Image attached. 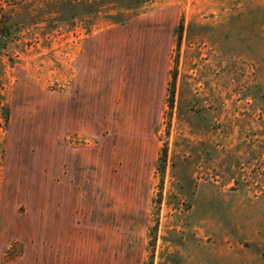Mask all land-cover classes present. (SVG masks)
<instances>
[{
	"label": "rangeland",
	"instance_id": "obj_1",
	"mask_svg": "<svg viewBox=\"0 0 264 264\" xmlns=\"http://www.w3.org/2000/svg\"><path fill=\"white\" fill-rule=\"evenodd\" d=\"M46 236L60 264H264V0H0V264Z\"/></svg>",
	"mask_w": 264,
	"mask_h": 264
},
{
	"label": "crops",
	"instance_id": "obj_2",
	"mask_svg": "<svg viewBox=\"0 0 264 264\" xmlns=\"http://www.w3.org/2000/svg\"><path fill=\"white\" fill-rule=\"evenodd\" d=\"M126 23V21H125ZM124 22L113 24L105 29H102L98 36H91L88 40L85 50L82 54L83 58H80L77 61V75L75 80L71 86V88L67 91H63L62 93L58 94V105L57 109L59 110V118H61L62 122L68 121L70 124L69 128H72L73 125L76 123L74 122L77 120L78 116L84 119H90L91 112L90 110H98L99 101L104 102L107 99V93L113 92L112 81H113V73H109V82L108 80L103 84L102 88H99V61L93 56L97 52V42L102 39L111 29L123 26ZM133 37V33H129L128 39L131 40ZM109 84V85H108ZM101 90L104 92L103 94L99 95ZM84 110H89L88 112ZM82 116V117H81ZM87 116V117H85ZM64 130V129H63ZM66 132V131H64ZM20 237L14 236L10 241H17L20 240ZM28 242V241H27ZM0 255L2 250L9 245L3 244L0 242ZM45 249L47 251V258L49 263L50 259L55 260L54 264H60V255L59 251L51 252L50 247V238L46 236L45 238ZM73 253V252H72ZM25 259H30V263L33 259H35L33 252L25 249ZM8 264H20V260L15 259L9 261ZM42 264H46L42 261Z\"/></svg>",
	"mask_w": 264,
	"mask_h": 264
},
{
	"label": "trees",
	"instance_id": "obj_3",
	"mask_svg": "<svg viewBox=\"0 0 264 264\" xmlns=\"http://www.w3.org/2000/svg\"><path fill=\"white\" fill-rule=\"evenodd\" d=\"M3 28L6 30V31H8V29H7V27L6 26H3ZM182 26H180V31L182 32ZM8 112H9V110H6V119H8L7 117H8Z\"/></svg>",
	"mask_w": 264,
	"mask_h": 264
}]
</instances>
